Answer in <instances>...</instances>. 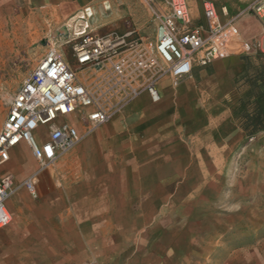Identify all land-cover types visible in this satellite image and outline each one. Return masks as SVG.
Returning <instances> with one entry per match:
<instances>
[{
  "label": "crops",
  "instance_id": "1",
  "mask_svg": "<svg viewBox=\"0 0 264 264\" xmlns=\"http://www.w3.org/2000/svg\"><path fill=\"white\" fill-rule=\"evenodd\" d=\"M148 1L160 7L167 0ZM203 1L214 4L221 24L237 28L230 54L193 64L177 86L162 76L155 82L157 102L141 91L92 132L85 133L78 113L57 121L74 126L81 140L46 168L25 142L9 150L0 164V178L13 181L5 202L11 222L0 229V264H215L216 216L209 207L218 180H232L237 157L254 158L255 177L264 179V131L249 136L234 119L249 90L240 75L264 54V24L251 10L264 0H185L189 28L204 26ZM122 2L134 20L132 31L151 33L140 46L152 48L156 24L141 0H0V12L17 8L45 16L49 36L62 26L67 31L59 42L49 40L60 45L86 26L93 32V22L120 19L114 7ZM166 5L160 7L164 14ZM102 74L76 78L92 88L87 79L95 85ZM152 77L143 72L134 86ZM41 128L42 135L40 128L34 132L39 145L47 140V127ZM29 178L34 197L24 186ZM253 254L254 264H264L262 251Z\"/></svg>",
  "mask_w": 264,
  "mask_h": 264
},
{
  "label": "built area",
  "instance_id": "2",
  "mask_svg": "<svg viewBox=\"0 0 264 264\" xmlns=\"http://www.w3.org/2000/svg\"><path fill=\"white\" fill-rule=\"evenodd\" d=\"M167 5L169 12L159 14L156 19L154 46L132 50L128 56L112 62L107 74L98 76L95 90L77 81L62 48L70 45L79 67H93L99 72L103 69L100 59L115 55L120 47L126 46L124 38L98 36L86 26L68 44L49 43L7 105L0 128V164L8 160L11 148L25 142L40 167L46 168L81 140L77 129L68 123H57L59 118L80 112L85 133L92 132L141 91L157 102L155 82L162 76L168 75L172 85L177 86L191 74L193 64L205 66L230 54L238 30L231 22H219L213 3L202 2L204 26L195 28H189L191 19L185 0H168ZM251 10L264 24V2ZM139 46L131 43L129 48ZM242 49L248 52L250 46L244 44ZM151 71L154 78L142 89L135 87L134 79L129 77L132 73ZM42 126L47 127V140L39 145L34 132ZM12 185L10 175L0 178V229L11 222L5 202ZM24 186L31 196L36 195L31 178L25 180Z\"/></svg>",
  "mask_w": 264,
  "mask_h": 264
},
{
  "label": "rangeland",
  "instance_id": "3",
  "mask_svg": "<svg viewBox=\"0 0 264 264\" xmlns=\"http://www.w3.org/2000/svg\"><path fill=\"white\" fill-rule=\"evenodd\" d=\"M111 1L115 4L114 2L117 0ZM131 2L133 3V0ZM141 3L150 10L151 21L156 24L157 16L163 13L160 7L168 4V0L160 7L148 0H141ZM127 5V3L122 2L114 7L116 14L122 12L119 13L120 19L112 20V16L109 20H102L100 17L101 22H93L90 25L93 33L98 36H106L113 40L124 38L126 42V46L120 47L115 55H107L100 59L103 74H107L112 62L120 57L128 56L132 50L142 48V46L134 49L129 48L131 43L141 45L143 37L151 36V33L139 35L137 31H132L136 26L132 15L127 13ZM111 8L113 10V6ZM45 23V16L38 13L17 8L0 12V128L10 99L16 94L38 60L46 52L49 40L57 39L60 36L65 37L63 33L49 36L51 28H47ZM11 43L17 47L11 49ZM62 51L77 77H82L87 72L92 73V77L93 74H96L95 68L79 67L76 64L70 45H66ZM151 72H153L151 79L153 80L154 71ZM139 75L141 73H132L129 74V77L135 80ZM87 81L94 87V84L91 83V77ZM143 87L145 85H139L138 89ZM61 120L62 118L58 119V121ZM43 131V128L40 127L38 134L42 135ZM254 154L255 149L250 151L248 156ZM250 160L245 161V158L237 157L233 161L232 173L234 177L227 181L218 180L213 200L210 201V211L215 210L216 216L215 264H226L227 262H231V264H254L255 256L253 253L257 251L264 253V179L255 177L259 165L254 158L252 161ZM240 181L243 183L242 188ZM241 250L243 253H240ZM202 261L201 264H203Z\"/></svg>",
  "mask_w": 264,
  "mask_h": 264
},
{
  "label": "trees",
  "instance_id": "4",
  "mask_svg": "<svg viewBox=\"0 0 264 264\" xmlns=\"http://www.w3.org/2000/svg\"><path fill=\"white\" fill-rule=\"evenodd\" d=\"M249 90L241 97L234 119L249 136L264 131V54L240 75Z\"/></svg>",
  "mask_w": 264,
  "mask_h": 264
},
{
  "label": "bare ground",
  "instance_id": "5",
  "mask_svg": "<svg viewBox=\"0 0 264 264\" xmlns=\"http://www.w3.org/2000/svg\"><path fill=\"white\" fill-rule=\"evenodd\" d=\"M80 31H81V30H80ZM80 31H76V32L73 34V36H72V38H71L70 40H66V41H64V42H62V43L65 44V43H67V41L70 42V41L74 40V38H75L74 36H75L78 32H80ZM68 35H70L69 32H68ZM65 36H67V31L65 32ZM61 37H63V36H60V37L57 38L58 42L61 40ZM69 42H68V43H69ZM10 47H11V49H14V48L17 47V46H14V44L11 43V44H10Z\"/></svg>",
  "mask_w": 264,
  "mask_h": 264
},
{
  "label": "water",
  "instance_id": "6",
  "mask_svg": "<svg viewBox=\"0 0 264 264\" xmlns=\"http://www.w3.org/2000/svg\"><path fill=\"white\" fill-rule=\"evenodd\" d=\"M65 32H66L65 28L62 26V27H60L58 30L54 31V32L52 33V36H54V35H56V34H59V33H63V34H65Z\"/></svg>",
  "mask_w": 264,
  "mask_h": 264
}]
</instances>
